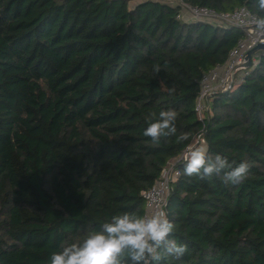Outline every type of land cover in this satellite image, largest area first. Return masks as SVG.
<instances>
[{"label": "trees", "instance_id": "16d2710c", "mask_svg": "<svg viewBox=\"0 0 264 264\" xmlns=\"http://www.w3.org/2000/svg\"><path fill=\"white\" fill-rule=\"evenodd\" d=\"M181 1L262 15L256 0ZM180 15L160 0H0V264H49L112 216H143L142 192L198 134L250 170L225 184L176 163L164 210L187 251L162 264H264V51L199 118L202 75L245 33ZM168 109L188 141L143 135Z\"/></svg>", "mask_w": 264, "mask_h": 264}, {"label": "clouds", "instance_id": "9594fccd", "mask_svg": "<svg viewBox=\"0 0 264 264\" xmlns=\"http://www.w3.org/2000/svg\"><path fill=\"white\" fill-rule=\"evenodd\" d=\"M262 15L254 17L255 28L264 32V0H256ZM155 71L159 72L157 67ZM174 109L150 113L146 117L147 127L143 135L154 143L176 137L177 143L189 140V134L177 135ZM183 173L201 180L210 179L221 173L225 184L243 182L249 173L246 161L230 163L221 154H210L206 146L190 148L184 157ZM175 230L174 223L164 211L139 216L133 213L114 215L77 242L53 251L49 264H162L169 257L181 258L187 245L170 239Z\"/></svg>", "mask_w": 264, "mask_h": 264}, {"label": "built area", "instance_id": "2783aa9c", "mask_svg": "<svg viewBox=\"0 0 264 264\" xmlns=\"http://www.w3.org/2000/svg\"><path fill=\"white\" fill-rule=\"evenodd\" d=\"M179 6L181 7V17L185 11L190 15V19L185 20L208 21L213 25L236 26L245 33L244 38L238 41L236 46L229 51L228 57L223 64L215 66L209 72L202 75L199 81L200 87L195 104V110L199 118H201L206 109V99L208 96L216 91L229 89L235 77L240 79L244 76L245 70L248 68L242 66L246 52L257 43L264 41V32L255 28L254 17L256 16L244 6L237 7L230 12H217L208 7L192 6L182 1ZM256 62L257 59L254 53L249 67L254 66ZM198 145H204V139L200 134L196 135L193 143L189 144L176 158L169 160L162 169L160 177L150 188L142 192L145 204L143 216L161 210L165 212L164 207L170 190V183L179 174L175 165L178 161H184V157L190 148Z\"/></svg>", "mask_w": 264, "mask_h": 264}, {"label": "water", "instance_id": "95a60500", "mask_svg": "<svg viewBox=\"0 0 264 264\" xmlns=\"http://www.w3.org/2000/svg\"><path fill=\"white\" fill-rule=\"evenodd\" d=\"M258 50H263L264 51V41L260 42V43H257L254 47L250 48L246 52L244 62L242 63L243 67H249L251 65V57Z\"/></svg>", "mask_w": 264, "mask_h": 264}, {"label": "rangeland", "instance_id": "374dc122", "mask_svg": "<svg viewBox=\"0 0 264 264\" xmlns=\"http://www.w3.org/2000/svg\"><path fill=\"white\" fill-rule=\"evenodd\" d=\"M139 1H142V0H128V4L130 6H133L134 4H136ZM160 1H164V2L170 3L172 5H179L180 2H181L180 0H160ZM182 18L183 19H190V15L185 11V12L182 13ZM198 146H201V145H198Z\"/></svg>", "mask_w": 264, "mask_h": 264}]
</instances>
